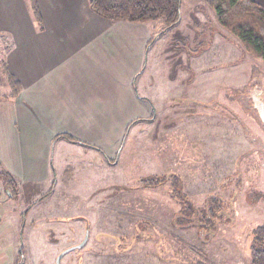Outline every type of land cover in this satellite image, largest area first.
Listing matches in <instances>:
<instances>
[{"label": "crops", "instance_id": "0c3cea01", "mask_svg": "<svg viewBox=\"0 0 264 264\" xmlns=\"http://www.w3.org/2000/svg\"><path fill=\"white\" fill-rule=\"evenodd\" d=\"M35 1L40 22L29 0H0V172L11 179H0V188L10 189L2 201L21 196L23 209L26 191L36 202L23 216L8 219L0 264H39L43 251L38 230L45 239H56L49 258L79 244L63 245L79 238L80 230L84 237L78 223L47 225L64 210L78 212L79 204L73 206L71 198H98L88 203L91 208L104 197L126 196L129 182L138 174L147 177L143 166L164 164L152 149L170 138L176 120L182 123L191 115L186 102H207L209 90L217 93V87L221 91L240 79L238 74L206 77L208 65L237 56L238 48L222 39L202 38L204 45L191 54L186 45L173 49L160 38L165 33L152 40L156 29L150 22L108 20L94 13L87 0ZM253 1L264 6V0ZM9 77L19 85L17 94ZM133 122L137 129L131 141L128 125ZM178 131L186 134L188 127ZM127 141L128 169L120 174L115 167ZM18 182H40L42 191L35 184L31 193L29 184L19 187ZM119 185L122 189L114 194ZM60 195L64 199L57 201ZM134 212L140 211L136 207ZM133 223L141 225L136 219ZM125 227L119 222L104 225L109 231Z\"/></svg>", "mask_w": 264, "mask_h": 264}, {"label": "rangeland", "instance_id": "374dc122", "mask_svg": "<svg viewBox=\"0 0 264 264\" xmlns=\"http://www.w3.org/2000/svg\"><path fill=\"white\" fill-rule=\"evenodd\" d=\"M181 13L178 23L160 38L168 40L173 49L184 50L186 45L191 54L204 45L202 38L222 39L230 47L233 44L238 48L237 56L227 58L228 62L208 65L206 77L238 74L240 79L235 84L223 85L221 91L217 87V93L209 90L207 102H186L191 115L182 123L181 119L176 120L178 124L170 130L174 132L170 138L152 149L164 164L159 168L143 166L147 169L144 173L150 174L147 177L138 174V179L129 182L126 196L104 197L91 208L88 203L94 204L98 198H71L73 206L79 204L78 212H69L73 211L71 208L64 210L57 221L47 225L54 228L58 223L64 228L78 223L87 237L75 252L64 254L60 264H251L253 229L264 226V124L257 117L251 91L262 88L260 97L264 101V63L221 28L205 0H181ZM149 26L156 29L152 40L161 35L160 22H150ZM173 60H179L178 56ZM133 125L134 122L128 125L131 141L137 129ZM186 127V134L178 131ZM129 147L127 141L121 149V159L115 167L120 174L128 169ZM17 184L19 187L29 184L31 193V185L37 184L38 193L42 191L40 182ZM121 189L119 185L112 192ZM4 190L0 188V248L9 236L8 219L20 213L23 216L29 205L36 204L32 202L35 197L26 191L23 209L21 196L2 201L10 191ZM141 192V196H134ZM55 199L60 201L64 197ZM186 206L190 212L185 211ZM136 207L139 213L134 212ZM135 219L141 225L134 226ZM113 222L127 227L110 231L104 228ZM93 231L99 232L94 234L95 240ZM38 234L43 251L39 264H55L59 252L49 258L48 250L56 239L53 236L45 239L41 230ZM82 237L80 230L79 238L63 245L82 242ZM23 241L25 251L27 238Z\"/></svg>", "mask_w": 264, "mask_h": 264}, {"label": "trees", "instance_id": "16d2710c", "mask_svg": "<svg viewBox=\"0 0 264 264\" xmlns=\"http://www.w3.org/2000/svg\"><path fill=\"white\" fill-rule=\"evenodd\" d=\"M89 8L97 15L111 21L160 22L159 34L165 33L181 19V0H87ZM213 11L217 23L230 33L251 54L264 63V6L253 0H205ZM32 13L41 21L35 0H29ZM158 35V34H157ZM12 93L17 94L19 85L8 78ZM0 179L10 182L5 172H0ZM219 201L217 199L214 200ZM220 203V202H216ZM190 207L186 206L185 211ZM211 211V210H210ZM213 216V213H209ZM250 245V263L264 264V226L253 229Z\"/></svg>", "mask_w": 264, "mask_h": 264}, {"label": "water", "instance_id": "95a60500", "mask_svg": "<svg viewBox=\"0 0 264 264\" xmlns=\"http://www.w3.org/2000/svg\"><path fill=\"white\" fill-rule=\"evenodd\" d=\"M262 92V88L261 89H253V91H251V98H252V102L254 104V109L257 112V117H259L260 121L262 122V124H264V101L261 99L260 94ZM253 94H257V95H253ZM86 239V234L82 240V242H80L79 244H77L76 246H72V247H68L66 249H64L62 252H60L58 254V256L56 257V261L55 264H59V260L60 258L70 249L73 248H80L83 243L85 242Z\"/></svg>", "mask_w": 264, "mask_h": 264}]
</instances>
